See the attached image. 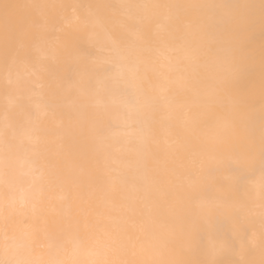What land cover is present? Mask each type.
Segmentation results:
<instances>
[{"label":"snow or ice","instance_id":"1","mask_svg":"<svg viewBox=\"0 0 264 264\" xmlns=\"http://www.w3.org/2000/svg\"><path fill=\"white\" fill-rule=\"evenodd\" d=\"M81 8L90 16L92 9L110 12L115 34L94 20L85 19L81 27L76 17ZM47 9H70L71 14L52 19ZM150 13H163L169 22L168 39L158 45L147 36L139 38ZM89 29L106 38L91 39L85 34ZM56 33H64L63 39H54ZM31 41L47 44L45 58L53 61L52 69L32 59ZM153 54L163 56L167 69L156 85L149 74L150 68L155 71ZM0 60L9 84L23 68L103 98L99 111L88 112L84 103L64 115L74 122L72 135L87 149L89 162L119 189L111 204L109 193L100 189L87 203L81 196V206L73 211L69 192L50 202V220L45 210L38 213L34 201L45 190L47 161L38 150L28 152L27 171L17 173L15 158L23 147L18 138L32 143L39 130L41 105L21 106L24 118L15 123L6 113L0 131L5 189L0 264H264V0L97 5L0 0ZM174 83L182 84L187 98L175 122L171 115L160 120L172 104ZM44 107L56 115L55 105ZM160 126L176 128L169 145L174 158L151 166ZM57 135L63 151V135ZM117 141L125 146L128 171L116 166ZM72 156L69 152L65 171L47 179L76 184ZM257 163L259 260L253 239L256 209L248 192Z\"/></svg>","mask_w":264,"mask_h":264},{"label":"bare ground","instance_id":"2","mask_svg":"<svg viewBox=\"0 0 264 264\" xmlns=\"http://www.w3.org/2000/svg\"><path fill=\"white\" fill-rule=\"evenodd\" d=\"M14 2H28V3H42L50 5H97V4H109V3H244L251 2V0H14ZM258 2V0H255ZM90 10L86 8L77 9L76 17L81 21V27H83V21L85 19L94 20L105 25L108 31L115 34L114 26L109 22L110 12L102 9H92L90 16ZM45 14L52 19H60L64 14H71V10L63 9H47ZM150 19L145 22L143 32L139 38L147 36L155 44H159L160 41L168 39L169 22L163 18V13H150ZM187 23V21H185ZM65 31H71V28L65 25ZM93 40H104L106 38L105 33L99 30L92 31L89 29L85 33ZM64 33H56L55 38L63 39ZM261 35L259 28L256 30L255 42L257 49L261 43ZM29 51L33 60L40 59V62L49 69L54 67L51 59H46L47 44L40 41L29 42ZM165 64L163 56L153 54L150 57V65L154 66L155 71L150 68V76L154 85L163 82V74L167 72L166 67H162ZM257 72H259V66L257 65ZM176 77H173L175 80ZM170 97L172 104L169 108L163 109L158 116L160 120H166L169 115L172 116L173 122L178 114L177 110L181 105L185 103L187 93L185 88L180 83H174L171 86ZM7 89V91H6ZM41 105V115L38 124V132L33 135L32 143H29L23 137H19L17 143L23 141V147L15 158V164L17 173L26 172L27 166L23 164L28 152L38 150L40 151L46 161L45 168L46 179L44 181L45 190L42 197H37L34 201L37 212L45 210V215L50 220L51 213L49 204L51 201L58 199L59 197L71 193L70 205L73 211H76L81 206V196L84 198V203L92 200L91 193L100 189L106 190L109 193V201L111 204L116 197L119 189L105 181V176L102 168L97 167L94 163L89 162V159L84 155L87 151L86 148L79 146L77 139L72 135L74 128V122H70L64 114L76 110L80 104L87 103L89 105L88 112L99 111L103 105V98L96 97L90 98L86 96L84 90L80 87L70 86L66 81L57 79L53 81L49 78L47 73H41L40 77L32 76L25 72L23 68L20 69V76L17 78L13 75L12 82L9 84L5 78V72L3 69L2 60H0V131L3 130L5 124V115L7 113L9 120L15 123L17 120L23 119L21 106H24L26 110H32L35 104ZM52 104L56 106V115L53 116L52 109H45V105ZM115 132H119V128L114 129ZM57 133L63 135V151H61V140ZM176 128H167L160 126L157 129L158 142L152 145V151L156 153V159L150 160L151 166H163L165 162L171 163L174 158V151L169 147L171 141L175 138ZM38 137V139H37ZM125 146L123 143L117 141L113 144V155L116 158V166H119L124 171H128L126 164L127 159L124 151ZM28 150L27 152L25 150ZM0 151H2V145H0ZM72 152V160L70 161L71 178L77 181L76 184H72L71 180H64L63 182H52L47 179L48 176L54 175L56 172L65 171L66 166L69 163L68 153ZM24 187L27 188L28 184L25 183ZM261 173L259 171V164L257 163L254 175L248 182V192L251 196V200L256 209L254 214L255 220V234L254 243L257 246L256 260L260 259L259 255V242H260V222H259V203L261 194ZM4 185L0 180V199L3 197ZM98 203V201H94ZM45 217H40V224H43ZM42 243H45L42 239ZM39 254V250H38ZM238 258V257H237ZM81 259H87V257H81Z\"/></svg>","mask_w":264,"mask_h":264}]
</instances>
